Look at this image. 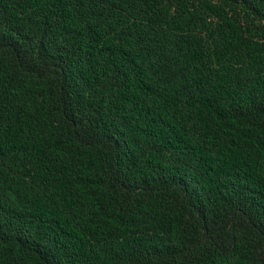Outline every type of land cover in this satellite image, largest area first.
<instances>
[{
    "label": "trees",
    "instance_id": "obj_1",
    "mask_svg": "<svg viewBox=\"0 0 264 264\" xmlns=\"http://www.w3.org/2000/svg\"><path fill=\"white\" fill-rule=\"evenodd\" d=\"M0 264H264V0H0Z\"/></svg>",
    "mask_w": 264,
    "mask_h": 264
}]
</instances>
